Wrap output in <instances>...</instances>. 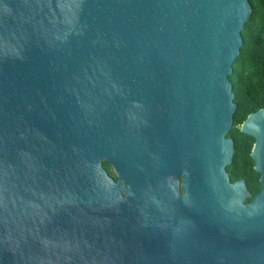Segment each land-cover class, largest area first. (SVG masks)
I'll return each instance as SVG.
<instances>
[{"label": "water", "instance_id": "water-1", "mask_svg": "<svg viewBox=\"0 0 264 264\" xmlns=\"http://www.w3.org/2000/svg\"><path fill=\"white\" fill-rule=\"evenodd\" d=\"M252 13L0 0V264H264V108L240 127L261 190L228 172Z\"/></svg>", "mask_w": 264, "mask_h": 264}, {"label": "trees", "instance_id": "trees-1", "mask_svg": "<svg viewBox=\"0 0 264 264\" xmlns=\"http://www.w3.org/2000/svg\"><path fill=\"white\" fill-rule=\"evenodd\" d=\"M250 2L253 13L243 29L244 45L230 76L235 93V102L238 106L234 115V128L229 134V137L235 141L253 140L251 136L241 133V124L251 113L264 108V0H250ZM255 3L258 5H253ZM258 14H260L259 18ZM251 57L256 62L255 66L259 71V81L256 82L245 76L246 62ZM251 147L252 144H236L234 162L228 167L232 181L239 179L247 181L248 189L252 194L247 202H250L261 188L259 174L254 171L250 156ZM104 168L109 171L111 166L104 162Z\"/></svg>", "mask_w": 264, "mask_h": 264}, {"label": "rangeland", "instance_id": "rangeland-1", "mask_svg": "<svg viewBox=\"0 0 264 264\" xmlns=\"http://www.w3.org/2000/svg\"><path fill=\"white\" fill-rule=\"evenodd\" d=\"M253 5H258L257 3ZM260 17V14H258V18ZM256 62L254 59L251 57L249 58L246 62V71H245V76L246 78H252L255 82L259 81V71L258 68L255 66Z\"/></svg>", "mask_w": 264, "mask_h": 264}, {"label": "flooded vegetation", "instance_id": "flooded-vegetation-1", "mask_svg": "<svg viewBox=\"0 0 264 264\" xmlns=\"http://www.w3.org/2000/svg\"><path fill=\"white\" fill-rule=\"evenodd\" d=\"M243 134V133H242ZM245 135V134H244ZM246 136H248V135H246ZM233 139V138H232ZM234 140V139H233ZM234 144H235V147H236V144H252V147H251V151H252V148H253V145L255 144V140H254V138H253V140L252 141H250V140H238V141H235L234 140ZM251 151H250V156H251ZM235 158V157H234ZM252 159V158H251ZM253 161V160H252ZM253 167H254V162H253ZM255 171V170H254ZM257 173V172H256ZM258 174V173H257ZM259 177H260V175H259ZM232 180V179H231ZM239 180H245V179H239ZM239 180H236V181H239ZM173 181V180H172ZM236 181H232V182H236ZM246 181V180H245ZM246 183H247V181H246ZM247 186H248V184H247ZM183 190V188L181 187V191ZM260 190H261V188H260ZM259 190V191H260Z\"/></svg>", "mask_w": 264, "mask_h": 264}]
</instances>
